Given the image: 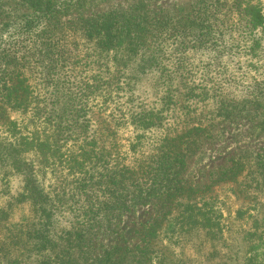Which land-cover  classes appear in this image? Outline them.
I'll return each instance as SVG.
<instances>
[{"label": "rangeland", "instance_id": "374dc122", "mask_svg": "<svg viewBox=\"0 0 264 264\" xmlns=\"http://www.w3.org/2000/svg\"><path fill=\"white\" fill-rule=\"evenodd\" d=\"M70 1L0 0V105L13 80L31 102L0 113V264H100L77 247L67 256L68 231L83 225L79 146L95 135L107 161L86 175L172 149L184 157L173 195L138 204L111 230L96 225L93 252L117 245L115 257L130 256L118 264H264V23L243 16L264 13V0H140L150 23L137 48L103 52L83 20L113 10L118 23L138 0L65 9ZM48 7L63 9L42 37L50 47L36 40ZM62 111L74 138L53 136ZM21 135L60 149L46 162Z\"/></svg>", "mask_w": 264, "mask_h": 264}, {"label": "trees", "instance_id": "16d2710c", "mask_svg": "<svg viewBox=\"0 0 264 264\" xmlns=\"http://www.w3.org/2000/svg\"><path fill=\"white\" fill-rule=\"evenodd\" d=\"M87 1L72 0L64 8L77 9L85 6L84 3H88ZM35 2L36 0H19V3H28L29 5H24L27 8H30ZM62 11L63 9H52L50 7L45 11V16L43 15L45 26L38 35V39L36 38L39 46H46V41H49V47L51 46L52 40L50 37L46 41L42 37L45 33H52L58 28L59 22H57V19L60 18ZM116 14L111 10L97 15V17H86L82 22L87 37L94 39L93 41L97 46H100L102 52L116 51L125 42H127V46L137 48L138 42L145 35V32H148L150 22L147 20V11H142V1L138 0L136 3L131 4V7H128L122 13V19L120 22L117 21L118 23L115 21ZM243 14H245L243 16L247 17V22L252 27L264 23V13L259 9L257 10L255 6L245 7ZM95 34L98 35L96 39L93 37ZM29 95V87L23 85V80L5 82L2 90L0 113L7 112L8 106L13 109L26 110L31 104L27 101ZM83 121L82 132H85L88 130L91 121L89 119ZM11 124L16 125L15 122H11ZM75 125V122L72 123L67 119L65 111H62L54 119V135H52L56 138H74L72 128ZM100 139H102L101 136ZM46 140L48 139L46 138ZM20 144L36 150L46 162L50 160L52 154L57 153L56 150L59 151L60 149H55L50 141L47 144L40 136L21 135ZM106 154L105 146L103 144L99 146V138L96 135L87 137L85 142L83 139L82 144L79 146L78 157L80 161L77 164L82 169L81 172H84L79 178L78 186L83 194V225L68 231V239L71 242V249L67 253L69 259H75L73 256L76 247L80 249L82 259H97L100 264H118L114 259H128L130 256L127 254L123 258L114 256L115 250L119 248L117 245L106 247L102 252H93L96 247L92 242V237L95 234L93 228L96 225L101 227L105 223L108 224L105 225L107 230H111L112 223L117 218H121L125 212L135 208L138 204H145L151 201L152 198L162 199L165 194L168 196L173 195V184L176 181L175 167L184 157V153L181 155L180 150L175 151L172 149L165 153L167 159L158 156L159 160L157 159L158 161L156 160L157 162L154 161L152 164L150 162L139 163L134 167L117 164L112 167L105 166L104 168H108L107 172L86 175L85 171H88L85 169L86 165L98 163L99 167L100 162L105 163L107 161ZM88 181L91 182V186L86 189L87 186L84 184H87ZM177 189H179L178 186L175 187V190ZM126 249L128 250V248ZM134 249L139 251L134 255L136 259H141L144 248L138 245ZM134 249H130V251Z\"/></svg>", "mask_w": 264, "mask_h": 264}]
</instances>
